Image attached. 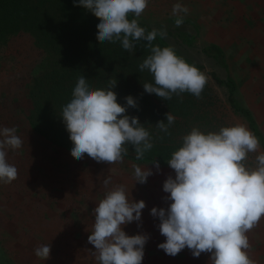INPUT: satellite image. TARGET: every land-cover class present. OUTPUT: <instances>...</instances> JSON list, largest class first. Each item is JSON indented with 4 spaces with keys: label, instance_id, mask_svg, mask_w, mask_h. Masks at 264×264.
<instances>
[{
    "label": "rangeland",
    "instance_id": "rangeland-1",
    "mask_svg": "<svg viewBox=\"0 0 264 264\" xmlns=\"http://www.w3.org/2000/svg\"><path fill=\"white\" fill-rule=\"evenodd\" d=\"M177 2L189 9L180 27L171 14ZM138 20L151 30L165 26L167 37L159 39L178 56L200 66L207 77L201 98L182 94L187 100L180 115L159 102L130 113L150 132L154 145L182 146V137L193 127L204 133L235 124L249 129L229 103L230 88L219 85L217 79L234 83L236 104L252 112L264 136V0H149ZM47 60L31 36H17L9 46L0 45V127H15L23 140L20 149L7 155L8 163L18 169L17 179L0 183V264H89L80 262L85 255L82 230L74 220L83 224L84 216L92 214L104 193L117 184L126 187L129 200H143L147 212L154 207L166 209L171 203H165L169 194L163 192L165 179L175 178L168 166L160 165L157 172L153 165L125 158L111 165L88 156L77 160L36 134L28 121L33 104L26 85L28 76L42 72ZM168 112L175 117L170 135L155 127L159 121L167 123ZM262 152L259 146L242 163L254 169ZM133 165L152 170L145 184H135ZM109 176L106 189L103 180ZM263 222L264 216L256 225L259 235ZM48 244L49 259L37 258L34 249ZM257 249L264 251L259 238Z\"/></svg>",
    "mask_w": 264,
    "mask_h": 264
},
{
    "label": "clouds",
    "instance_id": "clouds-1",
    "mask_svg": "<svg viewBox=\"0 0 264 264\" xmlns=\"http://www.w3.org/2000/svg\"><path fill=\"white\" fill-rule=\"evenodd\" d=\"M149 0H79L74 3L95 16L96 39L99 42H120L122 48L132 52L140 41L150 54L138 68L147 70L154 83H144L147 94L163 100L173 95L182 100L187 92L201 98L207 77L195 65L178 56L171 46L154 45L157 37H167L165 26L147 31L138 18L145 11ZM135 18L129 21V14ZM189 13L187 6L175 3L171 14L175 26L184 23ZM116 79H109L104 88L93 89L81 75L72 91V99L62 107L61 118L72 142L70 154L82 160L87 154L96 162L109 165L123 162L128 155L127 144L134 148L135 158L141 160L153 148L150 132L138 117L126 114L127 107L137 108L132 96L125 97L127 107L117 103L113 89ZM166 121H159L156 128L169 134L175 117L166 113ZM23 140L15 127H0V183L11 184L18 177V169L8 163L9 150L22 147ZM259 139L243 124L221 127L215 132H201L198 128L182 137V146L167 161L174 170L163 182L164 197L168 207L152 208L150 215L158 218L160 234L166 238L158 245L165 254L175 257L187 248L194 258L210 253L209 264H255L250 259L249 240L246 235L264 216V152L256 156V167L246 168L248 153L257 152ZM152 165L160 170L158 161ZM135 184H145L152 170L133 165ZM111 177L103 180L107 189ZM143 200L128 199L126 187L117 184L104 193L94 208V222L88 236L93 245V257L98 264H142L144 248L149 239L145 234L129 236L122 226L140 222ZM139 227V224H138ZM51 244L39 245L34 255L48 260Z\"/></svg>",
    "mask_w": 264,
    "mask_h": 264
},
{
    "label": "trees",
    "instance_id": "trees-1",
    "mask_svg": "<svg viewBox=\"0 0 264 264\" xmlns=\"http://www.w3.org/2000/svg\"><path fill=\"white\" fill-rule=\"evenodd\" d=\"M74 3L78 4L79 0H0V45L9 46L17 36H31L38 48L48 56L42 72L27 75L30 80L26 85L28 96L33 104L28 121L36 134L67 152L71 151L73 145L61 114L62 107L72 99V91L81 75L93 89H102L109 79H116L117 86L113 91L117 95V103L127 107V96H132L137 102V108L127 107V115L131 112L137 114L154 102L161 103L172 113L182 114L187 100L184 96L181 100L173 95L171 100L165 101L144 92V83H154L147 70L140 72L138 68L150 54L145 47L146 42H138L135 49L129 52L122 48L120 42L97 41L96 26L99 20L84 8L74 6ZM133 18L134 14L130 13L129 21ZM138 22L141 27L151 31L146 24ZM153 44L162 48L168 46L159 37ZM196 67L201 70L200 66ZM217 83L230 88L228 100L231 107L249 122L251 131L260 139L264 149V137L250 111L236 104L234 83L218 79ZM126 146L128 155L125 159L149 165L156 160L164 166H168L171 154L181 147L153 144L143 159L137 160L133 146Z\"/></svg>",
    "mask_w": 264,
    "mask_h": 264
},
{
    "label": "crops",
    "instance_id": "crops-1",
    "mask_svg": "<svg viewBox=\"0 0 264 264\" xmlns=\"http://www.w3.org/2000/svg\"><path fill=\"white\" fill-rule=\"evenodd\" d=\"M245 109L249 110L248 108ZM250 113L258 128V124L251 111ZM247 123L249 124L248 121ZM259 132L261 133L260 130ZM259 146L261 150L264 152V149L260 143V139H259ZM76 222H79L80 230H82L81 239H83V242L81 244L83 245L82 248L84 250L81 253L85 254L84 258L80 259V262L85 261L86 263L89 264H98V262L95 260V258L92 255V252L95 251V248L93 245L88 243V236L92 231L94 216L92 214L84 216L83 224H81L79 220H74L75 226H76ZM159 223L160 221L158 218H154L153 216L150 215V212H147V210L143 209L140 222H133L131 224L122 226L123 231H125V233L129 236L136 234H145L149 237L144 248L145 255L143 257L142 264H209V258L211 255L210 253H202L199 258H194L191 252L187 248H185L175 257H171L165 254L163 250L158 249V245L160 243H164L166 240V238L160 234L158 228ZM259 227L262 231L260 235L257 233L258 226L257 227L254 226L253 229H251L248 233H246L250 244V248L247 251L250 259L254 260L255 264H264V251H260L257 249L258 238H259V242L264 243V222L260 223ZM63 230L65 231V229Z\"/></svg>",
    "mask_w": 264,
    "mask_h": 264
}]
</instances>
